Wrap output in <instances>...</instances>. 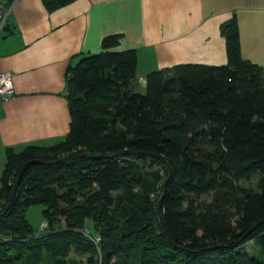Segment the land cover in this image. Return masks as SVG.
Instances as JSON below:
<instances>
[{
    "label": "trees",
    "instance_id": "obj_1",
    "mask_svg": "<svg viewBox=\"0 0 264 264\" xmlns=\"http://www.w3.org/2000/svg\"><path fill=\"white\" fill-rule=\"evenodd\" d=\"M71 1L42 0L48 11ZM219 28L225 63L150 70L144 91L120 33L67 65L66 134L4 147L0 264H264V221L237 241L264 216V65L242 56L235 14Z\"/></svg>",
    "mask_w": 264,
    "mask_h": 264
},
{
    "label": "crops",
    "instance_id": "obj_2",
    "mask_svg": "<svg viewBox=\"0 0 264 264\" xmlns=\"http://www.w3.org/2000/svg\"><path fill=\"white\" fill-rule=\"evenodd\" d=\"M1 1L8 14L0 26V70L12 73L14 86L0 103L3 153L7 145L19 151L66 134L67 65L99 51L107 34H121L115 49H137L140 87L153 69L225 63L219 26L233 14L242 56L264 65V0H73L53 11L42 0Z\"/></svg>",
    "mask_w": 264,
    "mask_h": 264
},
{
    "label": "built area",
    "instance_id": "obj_3",
    "mask_svg": "<svg viewBox=\"0 0 264 264\" xmlns=\"http://www.w3.org/2000/svg\"><path fill=\"white\" fill-rule=\"evenodd\" d=\"M8 14V7L0 0V26H3ZM14 94L13 78L10 71L0 70V103L8 100ZM46 221H43L41 228L46 227ZM95 238L98 240L99 235Z\"/></svg>",
    "mask_w": 264,
    "mask_h": 264
},
{
    "label": "rangeland",
    "instance_id": "obj_4",
    "mask_svg": "<svg viewBox=\"0 0 264 264\" xmlns=\"http://www.w3.org/2000/svg\"><path fill=\"white\" fill-rule=\"evenodd\" d=\"M137 85V84H136ZM135 88L139 91H144V87H140V85L135 86ZM54 141V140H53ZM4 162V153L3 150H0V173L1 169L3 167ZM254 183V180L252 181ZM210 199V195H204L203 198ZM43 208V205L41 204H31L27 207L26 210V217L28 218L29 222L32 224V226L35 229V233L43 232L45 231L44 228H41V224L44 221V218L42 217L41 210ZM95 241H97L96 238H94ZM246 248L250 251L252 250V245L250 242L246 243ZM82 262L85 263V258L82 257Z\"/></svg>",
    "mask_w": 264,
    "mask_h": 264
},
{
    "label": "water",
    "instance_id": "obj_5",
    "mask_svg": "<svg viewBox=\"0 0 264 264\" xmlns=\"http://www.w3.org/2000/svg\"><path fill=\"white\" fill-rule=\"evenodd\" d=\"M126 152H128V151H126V150H123V151H121V152H119V153H126ZM147 153H149V154H152V153H150V152H147ZM80 155H82V154H73V155H67V156H64V157H61V158H57V159H55V160H52V161H46V163H55V162H60V161H64V160H67V159H71V158H73V157H76V156H80ZM32 161H35V160H30V161H27V162H25L23 165H22V167L20 168V170L18 171V173H17V176H16V180H15V182H14V184H13V188H12V192H11V195H10V198H9V201L11 202L12 201V199H13V197H14V195H15V192H16V188H17V186H18V184H19V181H20V179H21V176H22V174H23V172H24V170H25V168L27 167V165L29 164V163H31ZM38 162H40V163H44V161L43 160H38ZM169 177H170V173L167 175V177L164 179V181L162 182V184H161V190H163V188H164V186H165V184H166V182H167V180L169 179ZM160 204H161V196H160V198L158 199V201H157V210L158 211H160ZM9 205V204H8ZM8 205L6 206V208L8 207ZM264 221V216L261 218V219H259L258 221H256L237 241H240L241 239H243L245 236H246V234L247 233H249L253 228H255L258 224H260L261 222H263ZM168 236L170 237V234H169V232H168ZM170 240H171V242H173L172 241V239H171V237L169 238Z\"/></svg>",
    "mask_w": 264,
    "mask_h": 264
}]
</instances>
